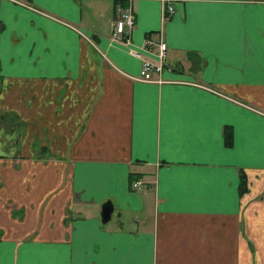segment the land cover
<instances>
[{"label": "crops", "instance_id": "obj_1", "mask_svg": "<svg viewBox=\"0 0 264 264\" xmlns=\"http://www.w3.org/2000/svg\"><path fill=\"white\" fill-rule=\"evenodd\" d=\"M0 264H264V0H0Z\"/></svg>", "mask_w": 264, "mask_h": 264}, {"label": "built area", "instance_id": "obj_2", "mask_svg": "<svg viewBox=\"0 0 264 264\" xmlns=\"http://www.w3.org/2000/svg\"><path fill=\"white\" fill-rule=\"evenodd\" d=\"M171 6L168 5L167 7V13L171 11ZM166 15V14H165ZM133 12L130 8H118V14L116 16L115 20V27L113 35L119 39H121L122 42L128 45V50L135 56H141L142 49H146L145 47H136L133 45L128 37V32L130 28L133 26ZM150 43V41H148ZM150 50V48H147ZM166 50V43L163 40H159L156 42V51L155 56L158 60L157 62H154L150 60L149 58H143L140 68V73L137 78L143 79V80H150V81H160V76L155 77L153 76V73H159L162 69V59L165 55ZM140 180H137L134 182L135 186H139Z\"/></svg>", "mask_w": 264, "mask_h": 264}, {"label": "water", "instance_id": "obj_3", "mask_svg": "<svg viewBox=\"0 0 264 264\" xmlns=\"http://www.w3.org/2000/svg\"><path fill=\"white\" fill-rule=\"evenodd\" d=\"M111 204L109 202H104L101 206V219L102 220H107L110 216L111 212Z\"/></svg>", "mask_w": 264, "mask_h": 264}]
</instances>
